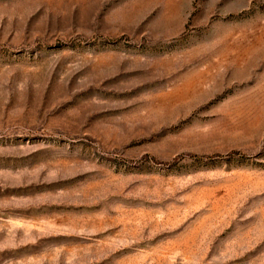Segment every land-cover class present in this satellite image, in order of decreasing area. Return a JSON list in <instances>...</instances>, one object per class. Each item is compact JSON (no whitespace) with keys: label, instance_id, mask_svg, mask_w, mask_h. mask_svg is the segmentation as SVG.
I'll return each mask as SVG.
<instances>
[{"label":"rangeland","instance_id":"1","mask_svg":"<svg viewBox=\"0 0 264 264\" xmlns=\"http://www.w3.org/2000/svg\"><path fill=\"white\" fill-rule=\"evenodd\" d=\"M0 264H264V0H0Z\"/></svg>","mask_w":264,"mask_h":264}]
</instances>
